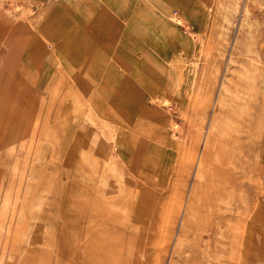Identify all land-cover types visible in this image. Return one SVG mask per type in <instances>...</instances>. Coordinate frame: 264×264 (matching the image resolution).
<instances>
[{"label":"rangeland","instance_id":"obj_1","mask_svg":"<svg viewBox=\"0 0 264 264\" xmlns=\"http://www.w3.org/2000/svg\"><path fill=\"white\" fill-rule=\"evenodd\" d=\"M104 3L0 0V264H264V0H132L139 76L92 32L53 58Z\"/></svg>","mask_w":264,"mask_h":264},{"label":"crops","instance_id":"obj_2","mask_svg":"<svg viewBox=\"0 0 264 264\" xmlns=\"http://www.w3.org/2000/svg\"><path fill=\"white\" fill-rule=\"evenodd\" d=\"M134 3L136 4V2ZM135 4H132V0H105V3L102 5H92L93 8L91 10H83L80 12L83 13L84 16V25H70L68 23H64L66 21L68 22V20L63 18L64 15L61 14L59 15V19L53 17L51 19V23L47 25L48 30L45 32L46 39L53 44L52 57H57V53L62 55L65 44H69L71 42V38L74 37L77 43L79 41L76 38L77 35L83 39L84 37H87L86 35L91 34L92 32L93 37L95 38L91 41V38L87 37L91 42L98 43L103 49V52L107 54L120 55V63L122 62L124 65H129L130 72L128 74L133 76L132 74L135 70L134 74L136 73V75L139 76L140 69L138 67H133L130 63V60L133 58L129 56L134 55L135 53L133 52V47H130V45H134L139 42L135 39L133 31V29L139 28L141 23L139 15L137 14L139 13L138 7L137 9H134ZM153 10L154 9H152L151 12H153ZM89 11L93 13H90L89 15L86 14ZM76 26H81L83 30H76L75 32L72 31V27L76 28ZM150 27L153 28L154 26L149 23L148 28ZM154 33L155 32L153 31H148L146 41L149 48L147 52L148 64L150 66L148 68V77L149 79L151 78V82L153 83V87L150 88V90L155 93L156 79L157 77H163L164 74L159 70L157 71L155 64H153L155 63V60L152 59V55H154L153 52L155 51ZM151 46L153 47V52L151 51ZM190 55L197 54L190 53ZM147 101L148 100L144 101L141 106L137 104L135 107L148 109L147 112L149 116L150 112H153L152 108L154 109V107L151 108L152 105L149 101ZM138 116L139 118L145 117L140 115ZM147 118L149 119V117ZM132 146L133 145H131V147Z\"/></svg>","mask_w":264,"mask_h":264},{"label":"bare ground","instance_id":"obj_3","mask_svg":"<svg viewBox=\"0 0 264 264\" xmlns=\"http://www.w3.org/2000/svg\"><path fill=\"white\" fill-rule=\"evenodd\" d=\"M167 16H169L172 20H175V22L176 23H178V24H180L183 20V18L180 16V15H178L177 13H168L167 14ZM188 39L189 40H193V38L195 37V35H194V31H190L189 32V34H188ZM197 39H198V37H197ZM188 45V44H187ZM19 46V45H18ZM194 62V61H193ZM143 67V66H142ZM228 67H229V65H228ZM227 67V68H228ZM183 68V67H182ZM195 69H196V67H194V68H191V65H190V68H189V71L191 72V73H195ZM175 70V69H174ZM182 70V69H181ZM176 71H175V77L172 79V81H174L175 82V84L177 85V83H178V77H176ZM225 91H228V88H227V86H225V84H224V82L222 81L221 82V84H220V87H219V90H218V96L220 95V93L221 92H225ZM219 104H220V99L217 101ZM216 102V103H217ZM215 115L213 114V112H211V115H210V118H209V124L215 119ZM175 123V122H174ZM175 127V126H174ZM208 131H209V125H208V127H206V129H205V135H204V138H203V141H202V144L201 145H203V147L205 146V145H207L208 144ZM174 135V134H173ZM172 138H174V137H172ZM199 155V154H198ZM200 156V155H199ZM199 158V161H198V167H199V163H200V157H198ZM186 206H187V204L185 203L184 204V209L186 208ZM184 224V216L183 215H181L180 216V218H179V221H178V226H179V228H181L182 227V225ZM176 237H177V239H178V237H179V235H178V232H176Z\"/></svg>","mask_w":264,"mask_h":264}]
</instances>
